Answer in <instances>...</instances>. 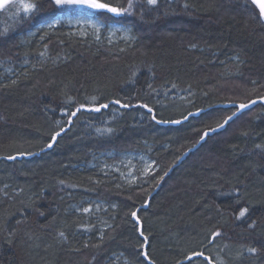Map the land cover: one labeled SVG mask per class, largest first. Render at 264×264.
Here are the masks:
<instances>
[{"label":"trees","instance_id":"1","mask_svg":"<svg viewBox=\"0 0 264 264\" xmlns=\"http://www.w3.org/2000/svg\"><path fill=\"white\" fill-rule=\"evenodd\" d=\"M24 3L39 11L27 16ZM134 3L119 22L133 43L106 37L116 22L110 13L93 12L105 29L78 37L54 22L75 10L48 0L0 8V264H140L141 250L155 264H187L193 248L212 264H264V255L244 247L264 243V153L256 148L264 144V24L251 19L244 0ZM115 99L130 107L109 103ZM100 103L109 107L88 110ZM233 112L225 130L189 152ZM130 153L150 159L155 171L125 185L141 166L121 179L102 161L112 166ZM234 189L244 194L239 204ZM100 201L108 204L106 225L80 210ZM245 203L255 231L235 220ZM137 209L140 225L130 216ZM217 229L224 235L209 242Z\"/></svg>","mask_w":264,"mask_h":264},{"label":"snow or ice","instance_id":"2","mask_svg":"<svg viewBox=\"0 0 264 264\" xmlns=\"http://www.w3.org/2000/svg\"><path fill=\"white\" fill-rule=\"evenodd\" d=\"M9 0H3V3H0V8H6L8 5ZM48 4L50 7L56 8V9H63L65 7H74L77 9H88V10H93L96 12H105V13H110L113 14L114 16H124V15H132L133 14V9L137 6L136 3H134V0H128L127 5H123L118 2H113V0H48ZM146 4L148 6H151L153 9L157 6L158 0H146ZM185 7H188L187 4L184 5ZM20 7L23 8L24 13L27 16L34 15L37 11H39L40 6L36 3H24L21 4ZM244 7L245 10L248 12L249 16L253 21L259 24H264V0H244ZM99 29H97L98 31ZM7 31V30H5ZM192 47H195V45H192ZM15 83V82H14ZM151 87V85H149ZM261 101H264V96L260 97ZM93 102H95L96 98H92ZM109 103L113 105H119L121 108H128L130 107L129 104L127 103H122L120 99H115L110 101ZM109 103H100L97 106L91 107L88 110L89 111H95V112H100L101 109H106L109 107ZM252 104L256 103V100H253L251 102ZM142 108H146L149 113H151L153 110L151 107H149L147 104H142L140 105ZM240 109H247L250 108L249 104H241L238 106ZM85 108V105L81 104L79 107H77L76 111L72 112L70 115L71 116H76L78 112L81 111V109ZM191 115V113H189ZM238 113L233 112L232 115L228 116L226 119L223 120L222 123H219L216 128H211L209 131H204L201 135V140H203L205 137L209 135V132H217L219 129H222L229 123V121H232L234 117H236ZM154 120L156 117L153 115L152 117ZM160 123L161 121H157ZM69 123H71V120H69ZM173 123H180V121H173ZM64 129H61L59 131H55L52 136H51V142L47 144L48 148H51L53 146V143L56 142L58 137H61L62 132ZM99 131V130H98ZM104 131L111 132L112 129H106ZM244 135H247V133H243ZM256 148L260 150L261 153H264V144H256ZM31 154V153H29ZM23 155V153L21 154ZM4 159L7 160H15L16 156L13 155H8L4 157ZM167 173H165L166 175ZM162 179V177H161ZM232 194V193H230ZM234 194H235V199L236 202L239 204L241 200L244 199V194L240 189H234ZM144 207H147V204L143 205ZM83 211L85 213H88L90 211L89 208H84ZM139 210H131L130 211V216L132 218V221L135 222V225H140V219L138 218L137 212ZM250 209L247 203L244 204L239 210L238 215L235 216L236 221H245L247 229L255 231L257 228V220L253 219L251 216L247 215L249 213ZM41 216L44 215L43 212L39 213ZM25 220H20L17 219L16 223L17 225H20L22 223H25ZM16 234V229L15 228H10L8 229V239L7 243L11 244L12 239L11 237L15 236ZM139 235L143 237L144 241L147 240V237L144 235V232L141 230L139 231ZM224 233L220 230L217 229L211 234V240L209 242H213L216 240L218 237H222ZM59 236L63 238L65 236L64 232H60ZM101 239H103V236H101ZM203 243V242H201ZM85 247H88L87 244H85ZM94 247H99V245H94ZM204 247H207L205 244ZM246 249V252L250 254L252 257H256L258 254L264 255V243L260 245H247L244 246ZM140 248L144 249L145 244L141 242ZM138 256L142 257V261L140 264H155V260H153L149 252L146 250H141L137 253ZM95 259V257H93ZM184 259L187 261V264H197L199 261L200 264H212V261L210 259L209 255H205V252L201 250L200 248H193L191 250V254L185 253ZM179 264H184V260H181ZM217 264H223L222 261H217Z\"/></svg>","mask_w":264,"mask_h":264},{"label":"rangeland","instance_id":"3","mask_svg":"<svg viewBox=\"0 0 264 264\" xmlns=\"http://www.w3.org/2000/svg\"><path fill=\"white\" fill-rule=\"evenodd\" d=\"M13 1V0H10ZM120 1V0H119ZM123 5H127L128 0H121ZM136 1V0H134ZM65 11H74V14L62 16V13L55 17L54 22L58 25L64 24L68 28L73 29V33L78 37H84L87 35H96L100 33L103 29H105V24L98 19L95 18L93 10L88 9H77L74 7H65L63 8ZM3 9H0V12ZM129 15L117 16L114 21L107 25L106 30H104L106 37L109 38L111 42L114 43H133L134 37L129 26H125L119 22H122L125 17L127 18ZM97 29H99L97 31ZM133 40V41H132ZM239 114V113H238ZM102 161V160H101ZM104 168L106 170L111 171L112 173L119 175L121 179H123V172L129 169H133V167L141 166L139 170L136 172L139 174L138 176L133 175L132 178L125 183L128 185L130 183H136L137 179H144L150 173L155 171V167L153 162L145 156H141L139 154H126L123 155L120 159H118L112 166H106L105 160L102 161ZM105 162V164H104ZM127 180V179H126ZM91 206H86L85 208H89L90 211L86 213V215H90L89 220L91 223L98 222L100 224L106 225L110 223V220L107 216L106 208L108 204L104 201H100L97 203H92ZM112 206V205H111ZM113 209V206H112ZM81 212H84L80 208ZM95 214V216L93 215Z\"/></svg>","mask_w":264,"mask_h":264},{"label":"water","instance_id":"4","mask_svg":"<svg viewBox=\"0 0 264 264\" xmlns=\"http://www.w3.org/2000/svg\"><path fill=\"white\" fill-rule=\"evenodd\" d=\"M9 2H10V0H9ZM0 3H3V0H0ZM113 15V14H112ZM114 16V15H113ZM114 17H117V16H114ZM259 102H264V101H259ZM258 102H256L255 104H253L252 106H254V105H256ZM251 106V107H252ZM250 107V108H251ZM247 109H249V108H247ZM246 109V110H247ZM234 119H235V117H234ZM233 119V120H234ZM71 120V119H70ZM232 120V121H233ZM232 121H229V123L228 124H230ZM184 121L183 120H181L180 121V123H171V124H164V126H177V125H179V124H181V123H183ZM227 124V125H228ZM227 125H225V127L224 128H222V129H219V131H217V132H209V135L207 136V137H205L203 140H199L198 141V143L189 151V152H191V151H194V150H196L197 148H199L202 144H204L205 143V141H206V139L209 137V136H212V135H214V134H216V133H219V132H221V131H223V130H225V128H226V126ZM67 128H69V127H67ZM186 261V260H185Z\"/></svg>","mask_w":264,"mask_h":264},{"label":"bare ground","instance_id":"5","mask_svg":"<svg viewBox=\"0 0 264 264\" xmlns=\"http://www.w3.org/2000/svg\"><path fill=\"white\" fill-rule=\"evenodd\" d=\"M53 196V195H52Z\"/></svg>","mask_w":264,"mask_h":264}]
</instances>
